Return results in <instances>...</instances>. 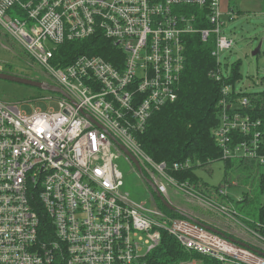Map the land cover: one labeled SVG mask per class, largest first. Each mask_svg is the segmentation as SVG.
Here are the masks:
<instances>
[{"label":"built area","instance_id":"built-area-1","mask_svg":"<svg viewBox=\"0 0 264 264\" xmlns=\"http://www.w3.org/2000/svg\"><path fill=\"white\" fill-rule=\"evenodd\" d=\"M187 9H199L211 27L196 29L200 17ZM226 19L233 21L235 13L225 12L221 0H0V29L45 71L46 83L68 96L57 94L58 110L32 113L0 100V264H146L163 231L185 250L225 264H264L252 247L187 218H168L152 193L153 208L134 202L122 191L116 161L125 157L138 169L112 139L163 196L172 186L194 190L169 174L189 169V161L158 164L137 138L179 99L185 36L214 39L219 66L210 76L220 83L229 76L220 58L235 47L222 34ZM99 36L121 51L117 66L97 55L65 67L55 61L64 44ZM250 106L249 98L224 86L213 135L225 160L264 166V132L245 114ZM240 135L245 139L236 143ZM47 219L55 239L43 227Z\"/></svg>","mask_w":264,"mask_h":264},{"label":"trees","instance_id":"trees-1","mask_svg":"<svg viewBox=\"0 0 264 264\" xmlns=\"http://www.w3.org/2000/svg\"><path fill=\"white\" fill-rule=\"evenodd\" d=\"M186 12L200 17L198 23H195L196 29L211 27L207 21H204L205 16L201 14L199 9H187ZM214 49L213 39L204 42L198 34L185 36V70L179 99L156 113L151 119L148 129L138 135L137 139L142 150L158 164L166 163L172 168L175 163L189 161L191 163L189 169L178 172L170 169L169 174L180 183L188 182L208 201L214 202L220 208H224L228 213L237 217V211L229 207L233 200L228 194L221 193L220 186H210L202 177L197 175L196 170L223 161L226 165L227 175L230 170L234 169H252L259 173L262 166L256 164L255 161L225 160L213 131L220 124L218 104L222 98V89L228 85L233 90V96L250 99L251 106L245 111V114L251 115L256 121H260L261 126L259 128H262L261 130L264 132V91L261 93L242 91L235 95L237 83L243 80V75L240 73V63L233 66L226 65L229 76L222 83L214 80L210 73L219 66L217 59L212 55ZM82 55L101 56L117 66L122 53L112 42L99 36L64 44L58 49L55 61L65 67L71 65ZM244 139L245 137L240 135L237 137L236 143ZM228 181L226 177L224 184H227ZM148 188L150 189V187ZM259 189L263 202L258 209L256 219L253 220L248 217L241 219L255 235L264 240V171L259 173ZM151 193L153 194L152 191ZM224 196L227 201H230L229 204ZM155 199L158 201L161 210L170 217L184 218L180 210L179 212L171 211L157 197ZM248 202V194H246L238 203ZM43 227L45 230H49V235L55 239L54 229L49 219L44 220ZM146 260V264H185L194 261L203 264H225L211 257L185 250L172 235L165 231L162 232L160 246L147 256ZM55 264L67 263L59 259Z\"/></svg>","mask_w":264,"mask_h":264},{"label":"rangeland","instance_id":"rangeland-1","mask_svg":"<svg viewBox=\"0 0 264 264\" xmlns=\"http://www.w3.org/2000/svg\"><path fill=\"white\" fill-rule=\"evenodd\" d=\"M221 6L225 9L230 7L235 12V19L233 21L226 19L227 24L222 29L223 35L235 41L234 49L231 52H223L220 56L223 64L222 70L227 75V64L233 66L240 63V73L243 75V80L237 83V90L243 89L249 93H261L264 91V0H221ZM0 42L2 45L0 47L2 69L0 70L33 80L38 78L41 81L51 82L45 75V71L3 29H0ZM260 47V53L254 56ZM57 97L58 95L53 92L0 80V100L16 103L22 111L27 113H32L35 109L48 111L52 108L58 110V103L54 100ZM46 99L51 100L45 101ZM116 164L124 176L122 191L128 193L137 204L153 208L151 191L141 174L132 167L125 157L117 160ZM263 171L264 166L259 169V173ZM196 173L210 186H220L228 196L231 194L230 198L233 200L231 204L224 197L229 207L237 211L238 216H233L214 202L206 200L196 188L187 192L176 186L168 187L165 198L169 203L184 211V214L224 233L232 231L241 237L245 236L244 238L247 239H249L248 236L253 237V244L256 245L254 247L264 251V240L254 233L253 235V231L241 219L248 217L255 220L258 209L263 202L259 189L258 171L234 169L230 170L227 175L225 162L218 161L205 168H198ZM226 177L229 181L224 184ZM246 194H248L249 202L238 203L239 197L241 198ZM157 202L156 200L155 205L159 207ZM167 216L170 218L169 215ZM185 264L203 263L194 261Z\"/></svg>","mask_w":264,"mask_h":264},{"label":"water","instance_id":"water-1","mask_svg":"<svg viewBox=\"0 0 264 264\" xmlns=\"http://www.w3.org/2000/svg\"><path fill=\"white\" fill-rule=\"evenodd\" d=\"M260 50H261V47L258 49L257 52L254 53V56L258 55L260 53ZM0 80L9 81V82H12V83H17V84H21V85H25V86H29V87H33V88H37V89L53 92V93L60 94V95H63L65 97H68L67 94L62 89H60V88H58L56 86L50 85V84H48L46 82L36 81V80L30 79V78H27V77L13 75V74L5 73V72H0ZM112 139L119 145V147L123 150V152L131 159V161L135 164V166L138 169V171L141 174V176H143L142 168H141L138 160L131 154V152L125 146H123L122 144H119L114 137H112ZM143 179L146 181V183L150 187V189L153 192V194L157 196V198L161 201V203L167 209H169L171 211L179 212V210L177 208H175L172 204H170L169 201L165 198V196H163L158 191L157 187L152 182H150L149 180H147L144 177H143ZM181 213H182V215L185 218L193 221L194 223L203 225L208 230H210L212 232H215V233H217V234H219V235H221L223 237L228 238V236L224 232H222V231H220V230H218V229H216V228H214L212 226H207V225L201 223L199 220L193 218L190 215L184 214L183 212H181ZM229 239L232 242L238 243V244H240V245H242L244 247L251 248L249 245H247L245 243H242V242H240V241H238L236 239H233V238H229ZM253 250L256 251L258 254L264 256V252L263 251L256 250V249H253Z\"/></svg>","mask_w":264,"mask_h":264},{"label":"crops","instance_id":"crops-1","mask_svg":"<svg viewBox=\"0 0 264 264\" xmlns=\"http://www.w3.org/2000/svg\"><path fill=\"white\" fill-rule=\"evenodd\" d=\"M224 10H226L227 12L228 11H233L234 12V10H232L230 7H228L227 9H225V7L223 8ZM235 13V12H234ZM263 167V166H262ZM240 187V186H239ZM230 196H231V194H230ZM229 196V197H230ZM204 197V196H203ZM242 197L243 196H241V198L239 197V199L241 200L242 199ZM205 198V197H204ZM206 199V198H205ZM237 200V202H239L240 200ZM207 200V199H206ZM178 209V208H177ZM178 210H180L181 212H184V211H182L181 209H178ZM254 232H252V234H253ZM227 236H228V239L229 238H233V239H236V240H238V241H240V242H242V243H245V244H247V245H249L250 247H252L253 249H256L254 246H256V245H254L253 243V241H254V238L253 237H250V236H248L249 237V239H247V238H244L245 236H243V237H241V236H239L237 233H235V232H230V233H228V232H226L225 233ZM255 234V233H254ZM253 234V235H254Z\"/></svg>","mask_w":264,"mask_h":264}]
</instances>
